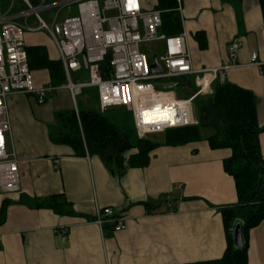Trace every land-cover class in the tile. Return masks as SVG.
<instances>
[{
	"label": "crops",
	"instance_id": "1",
	"mask_svg": "<svg viewBox=\"0 0 264 264\" xmlns=\"http://www.w3.org/2000/svg\"><path fill=\"white\" fill-rule=\"evenodd\" d=\"M181 7V29L188 36L193 68L227 66L214 82L252 91L263 126L264 25L258 0H181ZM28 21L35 23L32 17ZM27 35V47L41 46L49 60H59L49 35L52 52ZM234 39L241 46L232 61L227 47ZM252 52L260 65L251 62ZM60 68L61 74L53 77L47 68L33 69L34 82L44 87L64 84L62 63ZM75 74L76 81L87 78L83 70ZM182 83L189 85L180 88L182 93L197 88L193 75ZM86 87L94 88L98 106L96 87ZM77 96L73 100L66 89H58L48 92L43 103L22 93L8 99V149L19 161L20 184L17 192H0V210L5 211L0 264H185L220 258L227 244L220 209L237 201L234 180L223 168L231 150L211 148L208 133L171 144L162 132L155 134L160 144L149 152L145 165L117 167L87 151L77 155L50 139L59 127L57 112L81 109ZM258 141L264 158V132ZM55 194L69 202L70 214L35 206ZM108 206L123 218L124 229L114 231L110 222L103 227L93 222L96 209ZM247 243V264H264V221L248 231Z\"/></svg>",
	"mask_w": 264,
	"mask_h": 264
},
{
	"label": "built area",
	"instance_id": "2",
	"mask_svg": "<svg viewBox=\"0 0 264 264\" xmlns=\"http://www.w3.org/2000/svg\"><path fill=\"white\" fill-rule=\"evenodd\" d=\"M19 4L21 7L16 10L12 0L0 10V192L3 193L17 192L20 184L19 161L14 150L8 149L10 96L28 94L43 103L48 92L66 89L75 100L84 87L94 86L99 111L124 107L132 114L137 138H144L198 125L195 100L210 93L212 83L223 76L227 67L194 69L186 31L161 32L162 12L155 3L148 5L146 0H19ZM72 5L76 14L66 12L58 20L61 10H69ZM175 10L182 11L181 0H176ZM41 13H48V20ZM30 17L34 24L28 21ZM37 30L46 31L58 50L66 76L60 86L34 84L24 34ZM144 45L149 48L147 52ZM240 46L239 39L228 45L232 61ZM150 52L154 54L148 59ZM251 62L261 64L255 52L251 54ZM153 64L161 70L152 71ZM82 70L87 72V78L74 80L71 73ZM192 75L197 88L187 93L177 91V88L187 89L189 85L182 80ZM93 222L99 227L110 222L114 231L125 228L123 218L116 217L109 206L98 207Z\"/></svg>",
	"mask_w": 264,
	"mask_h": 264
},
{
	"label": "trees",
	"instance_id": "3",
	"mask_svg": "<svg viewBox=\"0 0 264 264\" xmlns=\"http://www.w3.org/2000/svg\"><path fill=\"white\" fill-rule=\"evenodd\" d=\"M264 25V0H258ZM1 6V5H0ZM3 6V5H2ZM0 7L3 10L6 6ZM155 7L161 10V32L175 34L181 31L176 0H156ZM29 68H47L55 76L60 60L51 61L41 46L27 47ZM105 66L108 65L106 60ZM212 92L198 96L195 106L198 125L165 131L166 142L187 143L200 137L201 129L208 128L206 140L213 149L229 148L231 153L223 159L224 171L235 183L237 201L220 209L226 232V248L220 258L185 264H247L248 231L264 221V158L260 152L258 134L264 125L257 120L255 96L249 89L227 82H213ZM196 98V100H197ZM195 100V101H196ZM55 119L63 128L50 133L57 144L69 146L75 154L85 151L99 155L105 162L112 161L117 167L145 165L151 150L160 144L154 135L131 141L115 123L95 109H77L57 112ZM135 149L134 154H127ZM69 202L62 194L38 201L36 207H47L58 214H70ZM5 218L4 207L0 210V223ZM241 224L243 244L235 247L232 229Z\"/></svg>",
	"mask_w": 264,
	"mask_h": 264
},
{
	"label": "rangeland",
	"instance_id": "4",
	"mask_svg": "<svg viewBox=\"0 0 264 264\" xmlns=\"http://www.w3.org/2000/svg\"><path fill=\"white\" fill-rule=\"evenodd\" d=\"M12 0H0V5L2 6H8L10 4ZM19 2V0H15V5H17ZM147 4H152V3H155V0H146ZM0 6V7H1ZM2 6V7H3ZM67 9L64 8L61 13L59 14V20H62L63 17H65L67 14ZM73 14H76V9H75V6L72 5L71 8L69 9V13L68 15H73ZM108 15H113L115 14V12H108L107 13ZM42 17L45 19V20H48L47 17H48V13H41ZM28 34V35H27ZM25 35L27 36H34V37H37L42 43H45L48 48H49V51L52 52V42L50 41L48 35L45 33V31L41 30V31H37V32H27L25 31ZM143 49L145 50V52L148 51L149 48H147V45H144L142 46ZM150 51V50H149ZM156 53H159L157 51H155ZM154 52H150V56H148V59H150L151 56H153ZM36 69H39V68H36ZM31 73H32V77H33V81H34V73L35 71H33V69L31 68ZM58 73L61 74L62 72V69L60 67H58ZM84 72V76L85 77V74H86V71L83 70ZM72 76H75L76 74L75 73H71ZM63 80V78H61V81ZM34 84L36 85V83L34 82ZM94 89V88H93ZM93 89L92 88H85L82 93L77 96V105L79 106V108H85V109H95V110H99L98 106H97V103L94 102L93 100ZM177 91H180V88H177ZM200 97H204V95H199ZM87 102V104L85 106L82 105V101H85ZM199 98H197V100L195 101L194 103V107L198 104L199 102ZM72 105L74 106V102L72 101ZM76 112V111H75ZM104 114V116L110 120L111 122L115 123L116 125H118L121 130L123 132H126L128 135H129V138L131 139V141H135V139L138 137L137 136V132L135 130V127H134V122H133V118H132V114L131 112L127 111L126 109H124V107H110V108H107L105 111L102 112ZM76 115H77V112H76ZM57 122V121H56ZM58 126L57 129H61L63 128L62 124L61 123H58ZM54 129V128H53ZM209 132V129L208 128H203L201 129V135L202 134H205V133H208ZM56 133V131L54 132ZM157 134H160V133H157ZM152 135V134H151ZM150 135V136H151ZM155 136V135H154ZM158 136V137H157ZM156 137H153L154 139L156 140H160V136L157 135ZM8 143H10V140L8 141Z\"/></svg>",
	"mask_w": 264,
	"mask_h": 264
},
{
	"label": "water",
	"instance_id": "5",
	"mask_svg": "<svg viewBox=\"0 0 264 264\" xmlns=\"http://www.w3.org/2000/svg\"><path fill=\"white\" fill-rule=\"evenodd\" d=\"M83 58V64L84 67H87V63L85 61V56L84 54L82 55ZM151 70L152 71H159L161 70L160 67H158V65L153 64L151 65ZM210 92H212V90H210ZM232 235H233V244L235 247H240L243 244V236H242V230H241V224L240 223H236L232 229Z\"/></svg>",
	"mask_w": 264,
	"mask_h": 264
}]
</instances>
